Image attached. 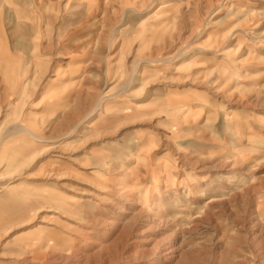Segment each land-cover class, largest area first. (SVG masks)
I'll use <instances>...</instances> for the list:
<instances>
[{"label":"rangeland","instance_id":"rangeland-1","mask_svg":"<svg viewBox=\"0 0 264 264\" xmlns=\"http://www.w3.org/2000/svg\"><path fill=\"white\" fill-rule=\"evenodd\" d=\"M0 264H264V0H0Z\"/></svg>","mask_w":264,"mask_h":264},{"label":"bare ground","instance_id":"bare-ground-1","mask_svg":"<svg viewBox=\"0 0 264 264\" xmlns=\"http://www.w3.org/2000/svg\"><path fill=\"white\" fill-rule=\"evenodd\" d=\"M240 179H243V178H240ZM212 201H215V200H212ZM212 201H210V202H212ZM115 225L117 227H124L125 226V222L124 221H119V222L115 223Z\"/></svg>","mask_w":264,"mask_h":264}]
</instances>
